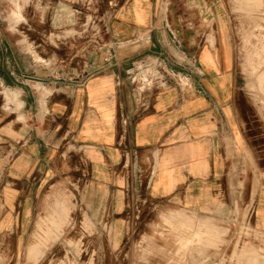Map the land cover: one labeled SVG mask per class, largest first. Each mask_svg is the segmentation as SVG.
Returning <instances> with one entry per match:
<instances>
[{"label": "crops", "instance_id": "obj_1", "mask_svg": "<svg viewBox=\"0 0 264 264\" xmlns=\"http://www.w3.org/2000/svg\"><path fill=\"white\" fill-rule=\"evenodd\" d=\"M14 1L16 22L23 18ZM162 1L116 0L111 45L90 55L77 80L55 82L53 71L39 75L36 68L24 76L17 64L0 65V232L9 246L21 247L38 184L60 165L55 162L88 168L82 199L97 225L108 221L116 248L130 195L208 211L247 146L262 149L260 118L233 69L226 34L219 47H195L191 31L170 29L176 24L171 9L190 1H167V16L158 12ZM191 1L195 8L213 7L210 0ZM147 70L158 75L145 76ZM178 75L187 79L184 87ZM66 201L55 199L47 235L65 223ZM172 217L191 226L189 218ZM253 218L264 232V181L253 194ZM39 252L38 242L28 247L32 257Z\"/></svg>", "mask_w": 264, "mask_h": 264}, {"label": "rangeland", "instance_id": "obj_2", "mask_svg": "<svg viewBox=\"0 0 264 264\" xmlns=\"http://www.w3.org/2000/svg\"><path fill=\"white\" fill-rule=\"evenodd\" d=\"M167 1L172 0H163L158 8L163 16L172 14ZM189 1L183 8L171 9L176 24L170 29L191 31L198 48L219 47L222 33L226 34L233 69L239 82L247 83L260 118L262 129L257 132H262V138L258 137L262 149L251 151L254 147L247 146L240 166L232 165L227 182L218 185V201L208 211L130 195L121 213L125 227L116 248L111 246L108 221L97 225L82 199L88 168L76 162L74 166L55 162L60 165L38 184L19 238L21 247L9 246L8 236L0 232V264H264V232L253 218V194L264 181V0H255V6L249 4L252 0H210L213 7L208 9L195 8ZM17 2L23 19L15 22L10 17L15 1L0 0V65L4 69L17 64L24 76L36 68L39 75L53 71L55 82L77 80L76 73L90 55L111 45L116 0ZM161 46L169 47L163 42ZM150 73L147 70L144 75ZM178 79L184 87L187 79L181 75ZM24 87L30 89L29 84ZM253 132L254 128L248 129V134ZM64 158H69L66 153ZM61 195L68 206L65 223L47 235L53 204ZM176 214L189 218L191 226H181L179 218L172 217ZM182 236L190 238L188 245L181 244ZM37 242L40 252L32 257L28 247Z\"/></svg>", "mask_w": 264, "mask_h": 264}, {"label": "built area", "instance_id": "obj_3", "mask_svg": "<svg viewBox=\"0 0 264 264\" xmlns=\"http://www.w3.org/2000/svg\"><path fill=\"white\" fill-rule=\"evenodd\" d=\"M154 72H155V71H154ZM154 72H153V73H151V74H152V76H153V75H155V74H156V75H158V74H157V72H155V73H154ZM178 76H179V75H178ZM178 76H177V77H178ZM181 76L185 77L184 75H181ZM178 82L180 83L181 81L178 79ZM162 83H165V81H164V80H162Z\"/></svg>", "mask_w": 264, "mask_h": 264}]
</instances>
